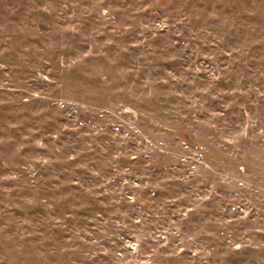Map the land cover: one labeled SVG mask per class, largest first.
Masks as SVG:
<instances>
[{
	"label": "rangeland",
	"instance_id": "rangeland-1",
	"mask_svg": "<svg viewBox=\"0 0 264 264\" xmlns=\"http://www.w3.org/2000/svg\"><path fill=\"white\" fill-rule=\"evenodd\" d=\"M0 264H264V0H0Z\"/></svg>",
	"mask_w": 264,
	"mask_h": 264
}]
</instances>
